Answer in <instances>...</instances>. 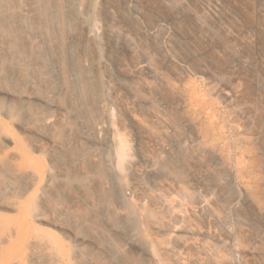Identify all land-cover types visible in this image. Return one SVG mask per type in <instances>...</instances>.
<instances>
[{
  "label": "rangeland",
  "instance_id": "rangeland-1",
  "mask_svg": "<svg viewBox=\"0 0 264 264\" xmlns=\"http://www.w3.org/2000/svg\"><path fill=\"white\" fill-rule=\"evenodd\" d=\"M63 3L73 89L0 109L21 264H264V0Z\"/></svg>",
  "mask_w": 264,
  "mask_h": 264
},
{
  "label": "bare ground",
  "instance_id": "bare-ground-1",
  "mask_svg": "<svg viewBox=\"0 0 264 264\" xmlns=\"http://www.w3.org/2000/svg\"><path fill=\"white\" fill-rule=\"evenodd\" d=\"M69 21L63 0H0V109L23 128L42 119H22L19 109L31 111L35 102L43 107L55 104L49 90L55 93L60 81L68 91L73 89ZM31 87L37 92L27 91ZM30 165L28 155L20 164L0 157V208L18 212L0 214V264H21L26 258L34 202L24 204L18 197L31 188Z\"/></svg>",
  "mask_w": 264,
  "mask_h": 264
}]
</instances>
